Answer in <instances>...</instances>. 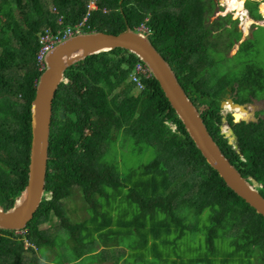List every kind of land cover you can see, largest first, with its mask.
Returning a JSON list of instances; mask_svg holds the SVG:
<instances>
[{"label": "trees", "instance_id": "16d2710c", "mask_svg": "<svg viewBox=\"0 0 264 264\" xmlns=\"http://www.w3.org/2000/svg\"><path fill=\"white\" fill-rule=\"evenodd\" d=\"M256 1L248 0L246 7L252 19L261 20ZM212 2L96 0L98 9L90 11L85 33L118 34L126 26L135 30L144 24L151 44L200 112L214 142L242 177L258 182L257 190L264 198V120L235 125L227 117L238 153L221 133L219 113L226 85L235 82L227 77L214 81L203 77L214 64L204 59L211 54L207 46H214L208 41L211 27L206 24ZM50 4L48 8L43 0H0V206L4 210L13 206L27 183L30 105L42 73L36 60L38 35L45 29L55 33L73 26L88 12V0H50ZM230 47L231 43L227 50ZM136 64L143 65L128 51L114 49L89 56L65 71V81L52 102L45 196L21 234L0 229V264H23L24 252H33L32 247L25 248V242L36 246V251L52 248L51 237L40 228L43 224L57 219L74 231L81 230L83 224L81 229L72 226L65 209V201L76 193L95 214L99 212L97 198L102 197V264H131L130 258L132 264H158L145 255L146 249L152 257L157 240L163 245L179 241L190 229V218L204 211H209L211 223L204 246L212 259L200 257L180 264H264V217L206 163L153 76L140 75L141 90L128 82ZM262 70L247 65L238 88L264 85ZM240 117L245 118L241 113ZM125 138L155 156L121 175L112 161L115 158L110 161L106 155L117 140L118 146L123 145ZM121 200L135 207L130 223L116 214ZM130 224L143 241L130 245L128 257L122 252L125 244L117 238L123 235L120 227ZM173 232L172 240L162 237ZM107 237L114 239L113 248L120 246V258L106 245ZM217 239L228 240L229 252L216 249ZM156 258L159 264L166 262L162 256Z\"/></svg>", "mask_w": 264, "mask_h": 264}, {"label": "rangeland", "instance_id": "374dc122", "mask_svg": "<svg viewBox=\"0 0 264 264\" xmlns=\"http://www.w3.org/2000/svg\"><path fill=\"white\" fill-rule=\"evenodd\" d=\"M247 1L248 0H239L240 7L238 10H236L238 12H235L234 10L232 13H230L231 11H228L229 7L227 0H213L212 14H208L206 16V24L211 27L208 41H211L214 46H207L206 52L209 51L211 54L209 55L210 58L208 55H206L207 57L205 56L206 58L204 59L206 62L213 60L214 64L212 67H210V70H207L203 74V77H210L212 81H214L213 79L227 77L233 82L238 83L239 78L243 76V72L247 65L262 67V73L264 74V15L262 13L263 11L261 10L262 6L264 5V0L256 1L258 3L257 9L261 15V20L254 21L252 19H244L241 23H239L238 26L240 29L243 27V39L250 37L248 33H250V35L253 34V39L242 43L236 56L230 57L235 53L237 45H235L229 53L227 50L229 44L240 37V33L237 31V28L233 27L235 23H232V20H234L233 18L237 17L240 11L247 9ZM43 2L48 8H51L50 0H43ZM240 2L242 3L241 5ZM213 4L215 7H213ZM217 5L221 11L219 13L221 14L220 17L227 13V17L225 16L227 19H224L226 23L219 21V24H215V17H217L218 13ZM244 12L245 13L243 14H246V11ZM217 20H219V18ZM248 21L251 22V25L249 24L246 27V23ZM228 22L232 26L228 25ZM217 26H222L219 31L215 30V27ZM225 26L228 28H224ZM217 43H219L218 46H216ZM201 59L203 60V58ZM221 92L222 91L220 89L219 93ZM238 93L240 101L241 99L243 100L248 95H250L247 90H240ZM252 93L255 96H263L264 94L259 89L253 90ZM205 100H207V98ZM207 102L210 101L208 100ZM224 107H226V105ZM229 108L230 107H228V109ZM226 113L227 109L225 108H223L220 113L222 116V124L220 128H222L224 131H227L226 123H223V119H226L227 117ZM239 114L240 113L236 112V115ZM171 126L172 129H174V125H170V128ZM125 140L126 141H124V144L121 146H118L119 140H117V146L111 148L106 155L107 160L111 161L113 157L115 158L112 161L114 163L117 162L116 167H118L121 175L128 173L131 169L137 168L142 164L149 163L155 156L153 152H146L147 150L144 151L143 149H140V146L138 148L130 138H125ZM123 192L125 193L126 190ZM97 201L99 203V212L95 214L93 209L87 208L88 205L85 204L79 193H76L70 199L66 200L65 209L67 208L68 215L70 216V224L72 226L79 225V227L81 224H83V228L81 229L80 227L81 230L78 232L74 231L72 227L69 228V226L67 227L60 224L59 220L57 219L51 221L50 223L43 224L40 228L43 230L45 229L47 234L51 237V244L53 247L49 248L43 246L38 251H36V246L32 247L33 252L30 250L24 252L23 264H28L31 262L33 264H37V261L44 260L48 261L49 264H102V244L104 243V240H102V197L97 198ZM121 202H123V200H121ZM134 213L135 207L133 205L127 204L126 202L121 203L118 210L116 211V214L122 217L121 220H123L124 223H130ZM189 225L190 229L184 232L185 235L182 237V239L168 245H163L161 241L157 240L156 243L158 245H155V250L151 252L152 257L148 248L146 249L145 255L150 256L149 259L158 264L162 262H159V260L156 258V255L157 257L162 256V258L166 259V262L163 264H179L171 262L170 257L174 259V256L176 255H182L187 259H194L196 256L212 259L204 246L206 243L207 229L211 225L209 211H204L197 217L192 216L190 218ZM120 232L123 235L117 239L120 243L123 242V244H125V246L123 245L124 247H122V249H124L122 252H127L129 257L132 251L129 248L130 245L136 243L139 246L143 240L135 227L131 224L129 227H120ZM16 233L21 234L22 232L19 231ZM175 236L176 233L173 232L169 236L162 237H165L169 241L174 239ZM105 241L106 245L112 248L116 258H120V246L114 248L111 246L114 245V239L107 237ZM148 241L151 243L153 239L149 238ZM213 244L215 245L216 249L222 253L229 252L231 248L228 245L227 239H224L223 242L221 239H217ZM25 248H27V246H25ZM105 250L108 251V249ZM43 256L46 259H44ZM133 262V259L130 258V263L132 264ZM120 263L121 261H119V264ZM198 264L207 263L206 261H200ZM215 264H219L218 261H216Z\"/></svg>", "mask_w": 264, "mask_h": 264}, {"label": "water", "instance_id": "95a60500", "mask_svg": "<svg viewBox=\"0 0 264 264\" xmlns=\"http://www.w3.org/2000/svg\"><path fill=\"white\" fill-rule=\"evenodd\" d=\"M114 49L128 51L149 69L206 163L218 173L230 190L257 214L264 217V198L257 190L258 182L252 178L247 180L242 177L221 152L207 131L200 112L179 84L169 64L151 44L149 35L126 26L125 30L118 34L104 32L77 34L62 41L46 55L45 67L38 79L35 96L30 105L31 145L27 183L11 208L4 210L0 206V229L15 232L24 230L45 196L52 102L59 85L65 81V71L89 56ZM229 102L241 112L247 113L245 104L234 105ZM235 114H232L235 123L255 122L253 112L247 114L248 118L237 121ZM223 135L239 153L238 147L232 142L236 140L232 129Z\"/></svg>", "mask_w": 264, "mask_h": 264}, {"label": "flooded vegetation", "instance_id": "af4514ba", "mask_svg": "<svg viewBox=\"0 0 264 264\" xmlns=\"http://www.w3.org/2000/svg\"><path fill=\"white\" fill-rule=\"evenodd\" d=\"M217 7H218V13H217V17H215V20H217L219 18V20H217V21H221V22H225L226 23V21H224V19H221V18L222 17H225L227 13L225 15H222V17H220L221 14H219V13L221 11L219 10V6L218 5H217ZM223 8H224V6H223ZM244 11H246V14H243V13H245ZM244 11H240V13L237 15V17L236 18H233L234 20H232V22L235 23V25L233 27L237 28V31H239V33H240V37L238 39H236L234 42L231 43V47L228 49V53L232 50V48H234L235 45H237V49H236L235 53L233 55H231L230 57L236 56L237 53H238V51H239V49H240V47H241V45H242V43H244L246 41H249L250 39H253V37H254L253 34L250 35V33H248V35L250 37H246V38L243 39L242 38V36H243V31H242L243 29L242 28L243 27H241V29H240V27L238 28L239 23H241L244 19H252L250 17V15H249L248 10L247 9H244ZM232 12L233 11H231L230 13H232ZM252 20H254V19H252ZM228 25H230V24L228 23ZM230 26H232V25H230ZM257 27H261V26H257ZM224 28H228V27L225 26ZM217 31H219V29ZM217 45H219V43H217ZM255 89H259L260 91L263 90L262 92L264 93V85H261V86H258V87H253L252 89L247 88V89H244V90H247L250 93V95H248L243 100L241 99V101H240V98L238 97L239 96L238 95L239 94L238 92L241 89L238 88L237 83H233L231 86L226 85L225 91L221 95L222 100L220 101V105H219V107H220V112L219 113H221V111H222L223 108L227 109V113H226L227 114V117H229L231 123H233L235 125H238L241 122H243V121H240L238 123H235L234 122V118H233V115L232 114L233 113H236V111H238L239 113L243 114L245 116V118H248V116H247L248 113L253 112V115L252 116H253V118H255V122H249V123H259L260 121H263L264 120V94H263V96H255L252 93L253 90H255ZM229 101H231L232 104H234V105H236V104H238V105H244L245 104L246 105L245 106V110H247V113L245 111H242L241 112L239 109L238 110L232 109L235 112H231V110L228 109L229 106L224 107L225 104H230ZM232 107L235 108L234 106H232ZM227 117H226V119H227ZM226 119L225 118L223 119V123L224 122L226 123L227 131H228L229 129H232V127H230V125L227 124ZM246 124H248V123H246ZM220 129H221V133L222 134L224 132H227V131L222 130V128H220ZM232 131H233V129H232ZM233 133H234V131H233ZM234 135H235V133H234ZM235 137H236V135H235ZM232 142L236 145V140H235V142H234V140Z\"/></svg>", "mask_w": 264, "mask_h": 264}, {"label": "built area", "instance_id": "2783aa9c", "mask_svg": "<svg viewBox=\"0 0 264 264\" xmlns=\"http://www.w3.org/2000/svg\"><path fill=\"white\" fill-rule=\"evenodd\" d=\"M97 9L98 6L96 0H88V12L85 14V16L82 18L80 22H78L73 26H67L66 28L62 30H58L55 33L52 32L50 29H45L42 33H39L38 35L39 48L36 54V60L37 63L40 65V70H43L45 67L46 55L50 51H52L58 44L77 34L85 33V28H88V25L86 26V23L88 21V16L90 14V11H94ZM137 31L146 34L149 33L147 27L144 24H141L137 28ZM140 75L151 76L149 69L144 64L143 65L136 64L132 72L129 74L128 82L135 83L138 90H141L143 88L142 83L140 81ZM175 129L176 127L174 126V129H172V131H174Z\"/></svg>", "mask_w": 264, "mask_h": 264}, {"label": "bare ground", "instance_id": "6f19581e", "mask_svg": "<svg viewBox=\"0 0 264 264\" xmlns=\"http://www.w3.org/2000/svg\"><path fill=\"white\" fill-rule=\"evenodd\" d=\"M243 1H245V0H243ZM241 3V2H240ZM227 4H228V7H229V9H228V11H234V10H236L237 8H238V6H239V0H227ZM242 4V3H241ZM261 10L263 11L262 13H263V15H264V5L262 6V8H261ZM235 12H238V11H235ZM251 22L250 21H248L247 23H246V27L250 24ZM246 30H247V28H246ZM247 32V31H246ZM229 109L231 110V112H235V111H233L232 109H235V110H238V108L236 107V108H233L231 105H229ZM232 107V108H231ZM229 111V110H228ZM236 112H238V111H236ZM239 113V112H238ZM240 115V114H239ZM239 115H236L235 114V116H236V121L237 120H239V119H243L244 117H240V118H238L239 117Z\"/></svg>", "mask_w": 264, "mask_h": 264}, {"label": "crops", "instance_id": "0c3cea01", "mask_svg": "<svg viewBox=\"0 0 264 264\" xmlns=\"http://www.w3.org/2000/svg\"><path fill=\"white\" fill-rule=\"evenodd\" d=\"M240 5H241V3H240ZM239 7L240 6H238V8L236 9V10H238L239 9ZM235 10V11H236ZM183 258V259H180V258ZM197 258H200V257H195L194 259L193 258H184L182 255H179V256H174V259H172L171 257H170V259H171V262H174V263H179L181 260H186V261H184V262H187V261H189V260H195V259H197ZM219 263V262H218ZM180 264V263H179ZM189 264H195V263H192V261H191V263H189ZM196 264H198V263H196Z\"/></svg>", "mask_w": 264, "mask_h": 264}, {"label": "clouds", "instance_id": "9594fccd", "mask_svg": "<svg viewBox=\"0 0 264 264\" xmlns=\"http://www.w3.org/2000/svg\"><path fill=\"white\" fill-rule=\"evenodd\" d=\"M137 30V29H136ZM150 34V32L148 33V35ZM43 71V70H42ZM25 246H27V248L30 246V247H35V246H33V245H31V244H29V243H27V242H25Z\"/></svg>", "mask_w": 264, "mask_h": 264}]
</instances>
